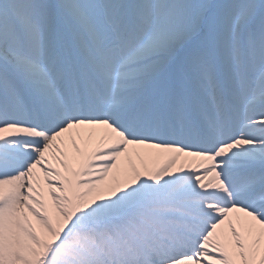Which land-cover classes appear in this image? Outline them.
I'll return each instance as SVG.
<instances>
[{"label": "snow or ice", "instance_id": "obj_1", "mask_svg": "<svg viewBox=\"0 0 264 264\" xmlns=\"http://www.w3.org/2000/svg\"><path fill=\"white\" fill-rule=\"evenodd\" d=\"M0 264H264V0H0Z\"/></svg>", "mask_w": 264, "mask_h": 264}]
</instances>
